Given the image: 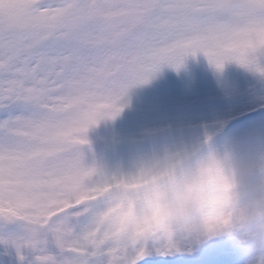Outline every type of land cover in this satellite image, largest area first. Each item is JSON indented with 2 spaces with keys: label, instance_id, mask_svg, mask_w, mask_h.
I'll return each instance as SVG.
<instances>
[{
  "label": "snow or ice",
  "instance_id": "obj_1",
  "mask_svg": "<svg viewBox=\"0 0 264 264\" xmlns=\"http://www.w3.org/2000/svg\"><path fill=\"white\" fill-rule=\"evenodd\" d=\"M199 54L264 76V0H0V246L18 264L175 255L123 246L110 220L189 151L125 172L89 163L84 148L131 90Z\"/></svg>",
  "mask_w": 264,
  "mask_h": 264
},
{
  "label": "rangeland",
  "instance_id": "obj_2",
  "mask_svg": "<svg viewBox=\"0 0 264 264\" xmlns=\"http://www.w3.org/2000/svg\"><path fill=\"white\" fill-rule=\"evenodd\" d=\"M124 104L115 120L100 121L89 130L90 145L84 148L89 163L127 172L165 151L227 145L250 152L264 149V114L239 121L264 110V76L236 63L219 71L203 54L189 57L179 70L165 66L149 83L131 90ZM227 255L244 258L231 241L220 238L193 253L139 264H229ZM0 264H18L14 251L0 246Z\"/></svg>",
  "mask_w": 264,
  "mask_h": 264
},
{
  "label": "clouds",
  "instance_id": "obj_3",
  "mask_svg": "<svg viewBox=\"0 0 264 264\" xmlns=\"http://www.w3.org/2000/svg\"><path fill=\"white\" fill-rule=\"evenodd\" d=\"M110 227L123 246L193 253L226 238L245 264H264V149L189 151L170 179L145 186Z\"/></svg>",
  "mask_w": 264,
  "mask_h": 264
},
{
  "label": "bare ground",
  "instance_id": "obj_4",
  "mask_svg": "<svg viewBox=\"0 0 264 264\" xmlns=\"http://www.w3.org/2000/svg\"><path fill=\"white\" fill-rule=\"evenodd\" d=\"M227 259L231 260V261H227L229 264H240L241 262L245 263L244 258L237 260L236 257L233 258V257L226 256L225 260H227Z\"/></svg>",
  "mask_w": 264,
  "mask_h": 264
}]
</instances>
